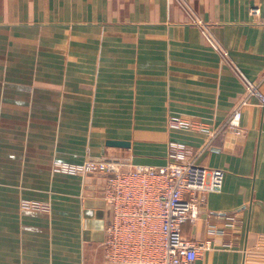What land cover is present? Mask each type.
<instances>
[{"label": "crops", "instance_id": "0c3cea01", "mask_svg": "<svg viewBox=\"0 0 264 264\" xmlns=\"http://www.w3.org/2000/svg\"><path fill=\"white\" fill-rule=\"evenodd\" d=\"M251 8L264 13V0H0V264H109L103 177L53 165L162 167L171 143L224 172L181 227L203 245L193 264H264V107L250 97L239 135H211L247 98L241 76L264 95ZM173 117L199 129L171 128Z\"/></svg>", "mask_w": 264, "mask_h": 264}, {"label": "built area", "instance_id": "2783aa9c", "mask_svg": "<svg viewBox=\"0 0 264 264\" xmlns=\"http://www.w3.org/2000/svg\"><path fill=\"white\" fill-rule=\"evenodd\" d=\"M250 14L264 24V13L258 8H251ZM202 29L205 31L204 27ZM207 40L211 43L208 37ZM241 78L247 89V98L232 111L224 126L211 134L212 137L222 131L240 134L241 110L250 97L256 98L264 107V95ZM169 126L174 129H199L191 121L175 117L169 120ZM168 156V164L156 168H123L120 163L108 160L53 165L55 173L103 177L102 199L111 212L102 245L107 263L193 264L197 259L203 245L184 238L181 227L198 219L199 210L206 202V193L221 192L224 172L197 165L191 148L179 143L169 145ZM20 209L48 213L50 206L48 203L24 200L20 202ZM226 221V226L234 229L235 217L230 216ZM209 231L222 232L215 226H210Z\"/></svg>", "mask_w": 264, "mask_h": 264}, {"label": "water", "instance_id": "95a60500", "mask_svg": "<svg viewBox=\"0 0 264 264\" xmlns=\"http://www.w3.org/2000/svg\"><path fill=\"white\" fill-rule=\"evenodd\" d=\"M108 147H113V148H128L129 144L126 142H119V141H108L106 143Z\"/></svg>", "mask_w": 264, "mask_h": 264}]
</instances>
